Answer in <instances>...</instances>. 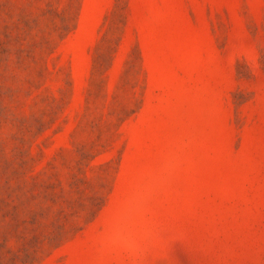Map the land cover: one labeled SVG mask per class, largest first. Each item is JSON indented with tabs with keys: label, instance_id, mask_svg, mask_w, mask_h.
Instances as JSON below:
<instances>
[{
	"label": "rangeland",
	"instance_id": "1",
	"mask_svg": "<svg viewBox=\"0 0 264 264\" xmlns=\"http://www.w3.org/2000/svg\"><path fill=\"white\" fill-rule=\"evenodd\" d=\"M264 264V0H0V264Z\"/></svg>",
	"mask_w": 264,
	"mask_h": 264
},
{
	"label": "clouds",
	"instance_id": "2",
	"mask_svg": "<svg viewBox=\"0 0 264 264\" xmlns=\"http://www.w3.org/2000/svg\"><path fill=\"white\" fill-rule=\"evenodd\" d=\"M162 234L150 226H137L131 230L113 232L100 240L102 251L118 252L132 264H145L149 253L159 246Z\"/></svg>",
	"mask_w": 264,
	"mask_h": 264
}]
</instances>
